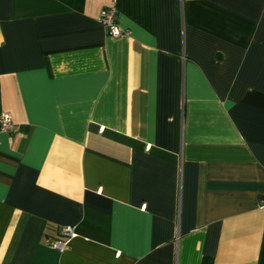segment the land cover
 <instances>
[{
    "label": "crops",
    "instance_id": "crops-1",
    "mask_svg": "<svg viewBox=\"0 0 264 264\" xmlns=\"http://www.w3.org/2000/svg\"><path fill=\"white\" fill-rule=\"evenodd\" d=\"M3 112L0 264H264V0H0Z\"/></svg>",
    "mask_w": 264,
    "mask_h": 264
},
{
    "label": "built area",
    "instance_id": "built-area-1",
    "mask_svg": "<svg viewBox=\"0 0 264 264\" xmlns=\"http://www.w3.org/2000/svg\"><path fill=\"white\" fill-rule=\"evenodd\" d=\"M117 10L115 6H105L100 12L98 19L103 24L106 32L113 38H117L121 35L122 31L116 20ZM15 129V123L8 112H3L0 115V132L11 133ZM73 235V229L71 226H63L59 229V237L53 242L52 246L58 250H62L66 243Z\"/></svg>",
    "mask_w": 264,
    "mask_h": 264
}]
</instances>
